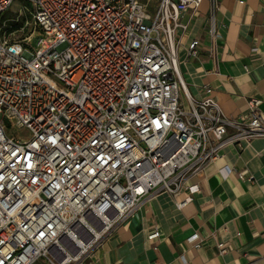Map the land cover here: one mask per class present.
I'll list each match as a JSON object with an SVG mask.
<instances>
[{"label":"built area","instance_id":"1","mask_svg":"<svg viewBox=\"0 0 264 264\" xmlns=\"http://www.w3.org/2000/svg\"><path fill=\"white\" fill-rule=\"evenodd\" d=\"M14 1L0 0V16ZM24 1L31 21L0 27V264H85L145 199L185 190L182 208L222 148L264 136L259 99L231 117L209 87L187 91L176 32L202 0Z\"/></svg>","mask_w":264,"mask_h":264},{"label":"crops","instance_id":"2","mask_svg":"<svg viewBox=\"0 0 264 264\" xmlns=\"http://www.w3.org/2000/svg\"><path fill=\"white\" fill-rule=\"evenodd\" d=\"M218 1L213 33L209 0L179 18L176 60L187 91L201 98L209 87L231 117L245 116L251 99L264 112V0ZM193 40L194 56L188 54ZM224 164L231 166L226 176ZM186 184L198 187L186 205L175 206L185 190L145 199L85 264H264V136L225 146ZM155 230L158 237L151 236ZM194 233L198 239L189 242Z\"/></svg>","mask_w":264,"mask_h":264},{"label":"rangeland","instance_id":"3","mask_svg":"<svg viewBox=\"0 0 264 264\" xmlns=\"http://www.w3.org/2000/svg\"><path fill=\"white\" fill-rule=\"evenodd\" d=\"M17 15L20 17V21H31V15L29 11V5L27 4L26 1L24 0H15L12 5L0 16V27H1V32L5 31V29H9L7 25L3 23L4 19L7 18H13L17 17ZM10 30V29H9ZM6 31L7 36H15L18 34V32H13L10 34V32ZM2 121L5 125H8V121L4 118H2ZM8 127V126H7ZM8 133L11 135H17L22 138H27L29 136V132L26 128H18L15 127L14 125L11 127H8ZM40 264H44V260L39 261Z\"/></svg>","mask_w":264,"mask_h":264},{"label":"trees","instance_id":"4","mask_svg":"<svg viewBox=\"0 0 264 264\" xmlns=\"http://www.w3.org/2000/svg\"><path fill=\"white\" fill-rule=\"evenodd\" d=\"M7 24H9L10 26H12V25H13V23H12V22H8Z\"/></svg>","mask_w":264,"mask_h":264}]
</instances>
